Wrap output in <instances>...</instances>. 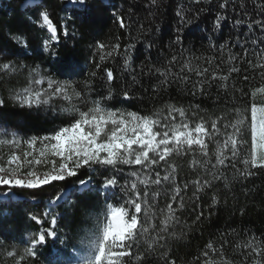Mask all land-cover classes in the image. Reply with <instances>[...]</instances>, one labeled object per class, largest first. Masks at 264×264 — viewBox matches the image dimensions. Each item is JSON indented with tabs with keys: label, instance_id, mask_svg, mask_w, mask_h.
<instances>
[{
	"label": "trees",
	"instance_id": "trees-1",
	"mask_svg": "<svg viewBox=\"0 0 264 264\" xmlns=\"http://www.w3.org/2000/svg\"><path fill=\"white\" fill-rule=\"evenodd\" d=\"M39 3L40 0H36V4ZM89 4L95 22L82 27L83 17L72 16L66 10L69 8L66 0H48L47 10L58 28L59 42H55L51 41L47 29H41L36 22L38 13L32 0H0V100L5 102L0 106V129L8 132V135L0 134V140H12L11 133L19 130L17 139L21 141L19 147L0 144V166L9 167L8 161L13 155L21 157L17 163L22 162L24 152L32 153L28 160L41 159L42 145L37 142L35 148L30 149L23 141L32 135L51 133L71 122L73 114L62 109L75 104L87 111L95 100H101L104 107L113 111L137 112L160 119L162 123L172 121L168 114L171 104L185 110L190 126L203 120L209 132L211 121L219 118L220 132L214 139L205 138L207 157L198 146H193L191 151L173 154L166 162H160L151 173L135 165H118L122 169L118 173L111 167L97 166L96 171L82 169L77 177L40 189L0 187V264H33L31 257L24 256V248L31 246L30 238L39 230L48 228L51 216L44 219L43 213L57 190L88 176L98 188L105 177L117 175L118 185L108 190L107 201L104 192L93 191L86 204L70 202L51 209L52 215H63L56 226L59 239L53 244L54 238H49L46 247L37 248L39 259L35 264H47L58 248L67 246L75 252L71 245H81L82 238L94 227L97 216L106 210L107 204L121 206L128 199L121 189L127 182L131 191V182L136 180L129 176L133 170L139 171L141 177L148 174L153 180L156 171L161 176L171 173L175 179L160 185L138 183L144 208L139 218L149 231L133 246L134 255L125 258L127 264H166V261L169 264L173 261L175 264H255L256 261L264 264V256L248 247L251 243L264 253V169L250 167L253 174L247 178L239 174L244 170L243 159L250 147V128L242 130L240 138L247 139L249 144L239 150L240 155L233 160L229 149L226 165L212 167L217 141L222 145L226 134L232 132L231 127L225 129V124L234 122L237 109L245 104L264 100V94L251 95L256 88L264 87V30L254 23L264 22V0H156L155 4L152 0H89ZM217 16L225 17L221 28L215 27ZM237 20L241 23L237 24ZM65 23L69 31L67 37L63 35ZM249 23H253V27L249 28ZM15 36H19V40L14 39ZM253 39L257 40L255 45L251 42ZM44 40L50 41L49 51H44ZM97 41L109 46L105 52L116 44L119 49L113 57L101 61ZM221 43L227 44L223 50L219 47ZM126 48L132 56L127 70L124 69ZM174 56L176 59L172 60ZM232 56L236 59H231ZM65 60L78 66V73L71 78L58 75L54 70L58 62ZM5 63L9 64L8 69L2 67ZM97 63L99 69L95 67ZM232 67L237 71L230 72ZM205 68L207 73L196 75ZM105 69L113 70L111 83L107 81ZM161 73L167 76L164 84L161 80L165 76ZM49 75L61 82L70 79L73 88L86 96L88 103L78 101L72 89L68 90L70 101L62 96L54 97L49 110L43 107L38 111L29 110L13 102V94L29 87L30 80L44 77L42 84L31 87L47 89ZM223 75H228L229 79L220 80ZM85 81L90 83L91 91L85 87ZM125 91L130 93L129 99H124ZM109 92L112 99H104ZM174 115L175 122H181L179 114ZM194 160L199 163L193 164ZM48 166L33 163L25 164L23 169L42 172L50 170ZM213 173L221 179H213ZM205 180L209 185L204 184ZM177 187L180 188L178 195ZM145 191L149 194L146 201L143 200ZM5 192L9 196H4ZM13 192L15 195L11 194ZM145 203L148 207H144ZM168 204H172L177 219L169 223L166 232H161ZM29 213L40 216L43 224L32 221ZM158 234L164 236V240L154 239ZM65 240L66 244L61 243ZM149 243L154 244L151 251L147 248ZM137 255L141 260L135 258Z\"/></svg>",
	"mask_w": 264,
	"mask_h": 264
},
{
	"label": "snow or ice",
	"instance_id": "snow-or-ice-1",
	"mask_svg": "<svg viewBox=\"0 0 264 264\" xmlns=\"http://www.w3.org/2000/svg\"><path fill=\"white\" fill-rule=\"evenodd\" d=\"M152 2L155 4L156 0H152ZM32 3L36 5L34 10L38 13L36 22L39 27L47 29V32L51 34V41L59 42V37L57 36L58 28L50 18V13L46 7L48 0H40L39 4H36V0H32ZM66 4L69 6L66 10L70 11L72 16L83 17L82 27L95 22L91 15L92 9L89 0H66ZM224 6L221 5V7ZM224 19L225 17L223 16H217L215 27L221 28V21ZM236 23L240 24L241 21L237 20ZM254 23L259 24L261 29L264 30V22L255 21ZM120 26L122 28L125 26L122 19ZM4 27L8 26L4 25ZM248 27H253V23H249ZM63 35L66 37L69 35L66 23L63 25ZM13 38L19 40V36ZM251 42L255 45L257 40L253 39ZM50 46L49 40L43 41L44 51H49ZM107 47L109 46L99 41L96 43L101 61L113 57L114 53L119 49V44L111 46V50L105 52L104 50ZM219 47L223 50L227 47V44L221 43ZM129 48H126L124 53L125 70L129 69L132 63ZM175 59V56L172 57V60ZM231 59H236V57L232 56ZM58 64L59 66L54 69L58 75L71 78L79 71L78 66L71 61L65 60L64 62H58ZM2 67L8 69L9 64L5 63ZM95 67L99 69L100 64L97 63ZM49 71H52V69ZM105 71L107 81L111 83L114 80L113 70L105 69ZM156 71L160 70L156 69ZM229 71L236 72L237 69L232 67ZM207 72L208 69L205 68L203 72L197 71L196 75L201 76ZM95 75L96 73L93 72L92 76ZM161 75L165 76V79L161 80V84H164L167 76L165 73H161ZM212 78L216 79L215 74H213ZM185 79L187 78L185 77ZM219 79L227 81L229 76L223 75ZM244 79L247 80L248 77L245 76ZM133 80H135V76H133ZM43 82L44 77L30 80L29 87H24L13 94V102L21 108L29 110L36 109L38 111L42 107L45 110H49L48 106L51 105L54 97L62 96L64 100L70 101L71 97L68 90L72 89L78 101L85 105L88 103L87 97L73 88L70 79L61 82L49 75L47 78V89L35 90L31 87L32 84L40 85ZM85 87L91 91L89 82L85 81ZM257 93L264 94V87L256 88L251 95L255 97ZM123 96L124 99H129L130 93L125 91ZM104 99H112V93L109 92ZM4 103L3 100H0V106H3ZM92 104L93 106L88 108L87 111L76 107L75 104L62 109L64 112L73 114L71 122L53 130L51 133L43 136L32 135L24 140L23 143L27 144L30 149H34L37 142L42 145L39 152L41 159L28 160L27 157L31 156L32 153L24 152V160L16 163V167H11L13 163L21 161L20 156L13 155L8 161L9 167L0 166V187L27 190L40 189L43 186L51 185L53 182H62L68 178L77 177L82 169H88L90 172L96 171L97 166L111 167L118 173L122 171L118 165H135L146 173H151L160 162H166L173 154L179 155L183 152L191 151L193 146H198L202 155L207 157L209 153L205 138L214 139L215 135L220 132L218 127L219 118L211 121V132H209L207 124L203 120L196 123L194 127L190 126L185 118V110L171 104L168 105V114L172 117V121L167 123H162L160 119L153 116L139 115L137 112L113 111L104 107L101 100H95ZM175 113L179 114L181 122H175ZM249 113L250 125L248 124ZM228 127H231L232 132L226 134L222 145L217 141L215 164L212 167L216 168L217 165H226V161L229 160L226 152L229 149L233 160L240 155L239 150L249 144L247 139L240 138L242 130L250 128V147L247 148V153L243 159L244 170L239 174L241 177L247 178L253 174L250 171V167L252 169H264V100L252 102L250 105L245 104L243 108L237 109L234 122L225 124V129ZM0 134L8 135V132L6 129H0ZM11 135L13 137L12 140H0V144H15L19 147L21 143L17 139L19 130L12 132ZM48 157H51V159L49 160ZM33 163L36 165L50 163L51 168L44 171L42 175L37 174L34 170H28L26 173L21 171L25 164L31 166ZM196 163H199V161L194 160L193 164ZM204 163L207 164L208 161L206 160ZM232 167H235L234 163ZM174 171L175 169H173ZM129 176L136 177V180L131 182V191L128 190L127 182L122 187L121 191L128 197L124 204L113 206V204L108 203L106 210L97 216L94 227L82 238L81 245H71L75 252L68 250L67 246L58 248L56 253L48 258L47 264H127L125 258H131L134 255L132 252L133 246L144 233L149 231V228L144 227L139 218V214L144 208H142V197L138 190V183L145 186L150 183L160 185L162 182L174 181L175 179L171 173L161 176L159 171L155 172L154 180L148 174L141 177V173L135 170L131 171ZM213 179L219 180L221 176L213 173ZM196 183L197 191H199V182L197 181ZM204 184L209 185V181L205 180ZM117 185L118 178L115 174L111 178L105 177L103 184L98 188L92 185V177L88 176L86 179H79L74 184L57 190L51 196L43 213L44 219L51 216L49 226L46 229L39 230L37 235L30 238L31 246L24 248V256L31 257L33 264H35L36 260L39 259L37 248L46 247L49 238H54L53 244L59 239L56 226L58 219H63V215H52L51 209L53 207H63L70 204V202L86 204L93 191L104 192L107 201L108 190L115 188ZM187 187L188 185L186 184L185 188ZM175 193L177 195L180 193L179 187L175 189ZM11 194L15 195L14 192ZM158 194L156 193V195ZM3 195L9 196V193L5 192ZM148 195V192L145 191L143 195L144 201L147 200ZM175 198L174 195L173 199ZM213 203H216L215 197H213ZM144 207H148L146 203ZM180 207H183V203L180 204ZM167 211L168 215L162 221L164 227L161 232H166L169 223L177 219L174 215L172 204H168ZM29 217L37 224H43L44 222L40 216L35 214L29 213ZM154 239L164 240V236L158 234ZM61 243L66 244L67 242L65 240L61 241ZM208 247L211 248L212 246L208 245ZM248 247L257 255L264 256V253L258 247H253L251 243H249ZM147 248L151 251L154 248V244L149 243ZM8 255L11 256L12 253L9 252ZM204 255L207 256V252ZM135 258L141 260L139 255ZM166 264H169V262L166 261ZM171 264H175V262L173 261ZM255 264H259V261H256Z\"/></svg>",
	"mask_w": 264,
	"mask_h": 264
},
{
	"label": "rangeland",
	"instance_id": "rangeland-1",
	"mask_svg": "<svg viewBox=\"0 0 264 264\" xmlns=\"http://www.w3.org/2000/svg\"><path fill=\"white\" fill-rule=\"evenodd\" d=\"M27 5H30V3H27ZM16 163L17 162H15V163H13L12 165H11V167H16ZM49 166H48V169H50L51 168V165L50 164H48ZM33 170V169H32ZM21 171L22 172H24V173H26V171H28L27 169L24 171V169H21ZM34 171H36L37 172V174H39V175H42L43 174V172L44 171H38V170H34ZM0 198H2V197H0Z\"/></svg>",
	"mask_w": 264,
	"mask_h": 264
}]
</instances>
